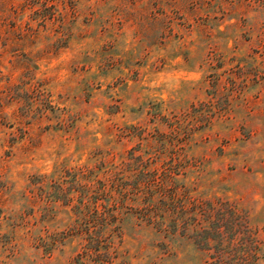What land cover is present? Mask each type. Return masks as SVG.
Here are the masks:
<instances>
[{
    "label": "rangeland",
    "instance_id": "obj_1",
    "mask_svg": "<svg viewBox=\"0 0 264 264\" xmlns=\"http://www.w3.org/2000/svg\"><path fill=\"white\" fill-rule=\"evenodd\" d=\"M43 2L0 41V264H264V0Z\"/></svg>",
    "mask_w": 264,
    "mask_h": 264
},
{
    "label": "trees",
    "instance_id": "obj_2",
    "mask_svg": "<svg viewBox=\"0 0 264 264\" xmlns=\"http://www.w3.org/2000/svg\"><path fill=\"white\" fill-rule=\"evenodd\" d=\"M25 2H26L25 5H21V8H20L17 4L14 3V0H0V41L3 45V48L6 51H7V49H10V48L15 47V46L24 47L28 44V40H29L28 39L29 37H27L28 35L26 33H22L20 26L17 25L16 22H12L8 17L10 13L17 15L19 8L23 10V8H26V6H28L30 4V0H25ZM47 2H53V0H45V2H43V5H46ZM10 21H11V23H10ZM152 182H153L152 184H155L156 179H153ZM84 187L88 188L86 184L84 185ZM104 191L105 190H102L101 192L98 191L96 194L97 195L106 194ZM92 196L93 195H81L80 201H79L80 204L82 206H84V208L89 206L90 197H92ZM98 199L99 198H96L97 201H98ZM179 202H180V200L178 198H176L175 195L169 196V202L167 203L168 206L165 209V212H168L170 214V216H172L171 221L176 222L175 221L176 215H178L179 212H182V211L186 212V210H187V209L185 210V207L183 204H180L178 206ZM191 204H192V207L190 209L191 212H196V213L198 212L199 214H201V212H203L200 205H198L195 201L191 202ZM93 211H94V215H95L96 219L97 220L99 219L101 221L100 227H99L100 229L107 228V226L110 225V221L112 222V220L115 219L113 214L107 213L108 211L99 212L97 204L93 206ZM159 216H163V215H159ZM211 219H212V217L209 215L207 217V220L209 221V223H210ZM82 220L84 221V224L86 227H85V229L78 230L76 232V234L77 235H84L85 234L86 237H91L92 231L90 230V228H93L94 225H90V224H93L94 222L92 223V221H89V217H87L86 215H84ZM221 228H222V226L218 227L215 230V234H217V236H219V238L222 242L223 240H225V237H223L224 234H223ZM208 229H211V227H209ZM206 231H210V230H206ZM110 236L108 235V237H110ZM207 237H209L208 240H210L214 243L218 242L209 235ZM212 259L214 261H216L218 264H221L223 262L222 257L218 256V255L213 256Z\"/></svg>",
    "mask_w": 264,
    "mask_h": 264
}]
</instances>
